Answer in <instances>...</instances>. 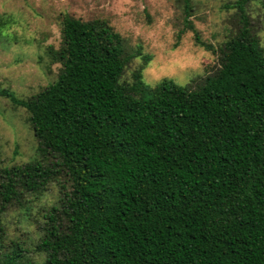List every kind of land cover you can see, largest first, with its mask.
Segmentation results:
<instances>
[{
	"label": "trees",
	"instance_id": "1",
	"mask_svg": "<svg viewBox=\"0 0 264 264\" xmlns=\"http://www.w3.org/2000/svg\"><path fill=\"white\" fill-rule=\"evenodd\" d=\"M247 1L219 65L186 84H147L148 55L122 80L140 53L106 20L64 16L56 79L24 97L0 90L36 142L0 169V224L54 191L28 221L37 258L0 227V264H264V48Z\"/></svg>",
	"mask_w": 264,
	"mask_h": 264
},
{
	"label": "rangeland",
	"instance_id": "2",
	"mask_svg": "<svg viewBox=\"0 0 264 264\" xmlns=\"http://www.w3.org/2000/svg\"><path fill=\"white\" fill-rule=\"evenodd\" d=\"M237 1L189 0L186 13L184 0H0V17L9 21L0 30V90L24 97L56 79L59 64L50 62L49 51L60 44L66 15L84 21L106 20L121 34L129 53H140L126 66L122 80L130 81L148 55L150 60L142 70L147 84L154 86L165 78L193 83L219 65L220 49L238 30ZM244 10L264 48V0H248ZM187 22L211 49L197 42ZM26 117L24 108L0 95V169L35 156L36 142ZM48 192L31 202L28 211L13 207L1 214L0 227L9 243L14 240L30 248L36 226L28 221L49 206L54 191ZM30 249L28 256L37 258Z\"/></svg>",
	"mask_w": 264,
	"mask_h": 264
}]
</instances>
